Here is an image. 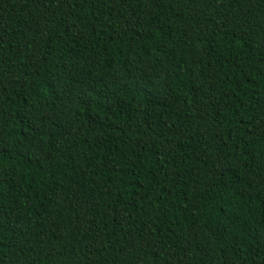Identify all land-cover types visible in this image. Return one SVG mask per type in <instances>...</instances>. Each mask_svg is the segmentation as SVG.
<instances>
[{
    "label": "trees",
    "instance_id": "16d2710c",
    "mask_svg": "<svg viewBox=\"0 0 264 264\" xmlns=\"http://www.w3.org/2000/svg\"><path fill=\"white\" fill-rule=\"evenodd\" d=\"M0 264H264V0H0Z\"/></svg>",
    "mask_w": 264,
    "mask_h": 264
}]
</instances>
